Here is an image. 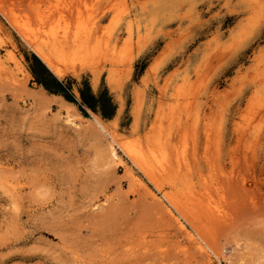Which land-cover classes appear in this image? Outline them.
Instances as JSON below:
<instances>
[{
	"label": "rangeland",
	"instance_id": "374dc122",
	"mask_svg": "<svg viewBox=\"0 0 264 264\" xmlns=\"http://www.w3.org/2000/svg\"><path fill=\"white\" fill-rule=\"evenodd\" d=\"M0 54V264H264V0H0Z\"/></svg>",
	"mask_w": 264,
	"mask_h": 264
},
{
	"label": "bare ground",
	"instance_id": "6f19581e",
	"mask_svg": "<svg viewBox=\"0 0 264 264\" xmlns=\"http://www.w3.org/2000/svg\"><path fill=\"white\" fill-rule=\"evenodd\" d=\"M5 6V5H4ZM2 7H3V5H2ZM2 9H4V8H2ZM5 10H6V8H5ZM25 38H26V41L28 42V44L30 45V46H34L35 44H36V39H34V37H31V36H25ZM24 38V39H25ZM74 44H76L75 42H68L66 39H62V40H54V41H52L51 42V44H50V46H48L47 48H43V47H33L34 49H35V52H36V54L42 59V61L44 62V63H46L47 65H48V67L54 72V74L56 75V76H58V77H62L63 75H64V71L58 66V64L56 63V61H55V59H54V56L55 55H59L60 57H66V55L68 54V53H71L72 51H74ZM80 50H83V51H81L80 52V54L79 55H81L80 57L81 58H83V59H85V60H87L88 58H90V57H92V55H93V52L91 51V50H89L88 48L87 49H85V48H83V49H80ZM74 53V52H73ZM9 56L10 57H13V53H11L10 52V54H9ZM2 64V62H1V54H0V65ZM96 120V123L99 125V127L101 128V129H103V130H105V127H104V125L102 124V122H100L98 119H95ZM67 121H69L71 124H74V120L72 121L71 120V118H70V116H68L67 117ZM68 122V123H69ZM74 125H76V124H74ZM77 126V125H76ZM112 139H113V141H116V139H118L117 137H115L114 135L111 137ZM163 140V139H162ZM162 140H160V138H158V139H155V141H152V144H151V146L149 147V149H145L142 145V143H138V144H136V143H134V144H129L128 145V147L126 148V151L129 153V155H131V157H132V159H133V161L135 162V163H137V166H140V168L143 170V171H145V172H147V175H149V176H147V177H150V175L151 174H153V175H156L157 176V174H154V173H156V172H154L155 171V169H154V164H160V163H162V159H164V160H166L167 161V165L169 166V164L168 163H172V162H170L171 161V159H172V157H171V153H172V150L173 149H175L174 147H171V145H170V143L169 144H166V143H163V142H161ZM169 140V139H168ZM170 141V140H169ZM111 149H110V152H111V158H113V160L114 161H116L117 159H118V155H117V153H116V149L114 148V146L111 144ZM176 147V146H175ZM177 149V148H176ZM177 151V150H176ZM197 151H195V153H196ZM194 153V154H195ZM130 157V156H129ZM178 159V158H177ZM182 160V159H181ZM173 161V160H172ZM187 161V160H186ZM184 163H186V162H184ZM173 164V163H172ZM183 164V163H182ZM187 164H188V162H187ZM163 165V164H162ZM189 165V164H188ZM174 166V165H173ZM172 165H170V167L171 168H169V171H174L175 169H172V167H173ZM179 166V165H178ZM160 167H161V165H160ZM156 168V167H155ZM140 169V170H141ZM154 169V170H153ZM157 169V168H156ZM159 169V168H158ZM164 169H165V167H164ZM167 169V168H166ZM170 169H172V170H170ZM163 170V169H162ZM177 170V169H176ZM164 172H166V170H164ZM177 172V171H176ZM142 173H144V172H142ZM162 173V172H161ZM167 173V172H166ZM170 173H174V172H170ZM170 173H167L168 175L170 174ZM160 174V173H159ZM179 174V173H178ZM177 174V175H178ZM181 174V173H180ZM131 175V174H130ZM153 175L151 176L152 178H149V179H151L152 181H154L153 179H154V177H153ZM171 175V174H170ZM131 177H133V176H131ZM163 177V176H162ZM169 177V176H168ZM171 178H172V175L170 176ZM223 177V176H222ZM221 177V178H222ZM135 178V176L133 177V179ZM159 178H161V177H158V180H159ZM224 178V177H223ZM222 178V179H223ZM136 181L138 180V179H135ZM150 180V181H151ZM162 180H164L163 178H162ZM225 181H226V179H225ZM225 181H223V182H225ZM217 182H218V180H217ZM221 182V181H220ZM159 183V182H158ZM161 183V182H160ZM228 183H230L229 181H228ZM218 184V183H217ZM156 185V184H155ZM221 185H224L223 183L221 184ZM158 186H160V185H158ZM158 189H160L159 187H157ZM144 189V188H143ZM142 189V190H143ZM221 189V188H220ZM224 189V188H223ZM145 190V189H144ZM160 191V190H159ZM139 193H141V192H139ZM149 194V193H148ZM185 195V194H184ZM149 196H151L150 198L154 201V202H158V199H157V197L155 196V195H153V194H150ZM170 196V195H169ZM164 198H168V195H165V197ZM170 198V197H169ZM168 198V199H169ZM172 199V198H171ZM151 200V201H152ZM170 200V199H169ZM171 202H173V201H171ZM160 203V202H159ZM162 203V202H161ZM175 203V202H174ZM173 203V204H174ZM163 205V204H162ZM189 205V204H188ZM187 205V206H188ZM179 207V206H178ZM160 208H161V206H160ZM185 208V207H184ZM182 210V209H181ZM180 210V211H181ZM161 211H163L164 213L165 212H167V207L166 206H163L162 207V210ZM178 211V210H177ZM183 211H184V209H183ZM184 214V213H183ZM213 215H215V214H213ZM212 218V217H211ZM215 218V217H214ZM200 235V234H199ZM203 238V237H202ZM204 242V241H203ZM206 242V241H205ZM209 245V244H208ZM208 247V246H207ZM211 248V247H210ZM199 249H202V247L200 246V248ZM203 250V249H202ZM215 249H213V251H214ZM205 251V250H204ZM203 251V252H204ZM212 250H211V252L212 253H215V252H217V251H215V252H213ZM207 254H208V252H206ZM156 254H158V253H156ZM165 254V253H164ZM219 254V253H218ZM215 256H216V254H215ZM165 257H167L166 255H165ZM181 257V256H180ZM193 257V256H192ZM140 258V257H139ZM163 258V257H162ZM170 258V257H169ZM175 258V257H174ZM173 258V259H174ZM177 258V257H176ZM186 258V257H185ZM189 257H187V259H188ZM168 259V258H167ZM178 259V258H177ZM139 260H141V259H139ZM186 260V259H185ZM147 261V260H146ZM161 261H162V259H161ZM166 261V260H165ZM169 261H170V259H169ZM171 262V261H170ZM188 263H189V259H188ZM140 264V263H139Z\"/></svg>",
	"mask_w": 264,
	"mask_h": 264
},
{
	"label": "trees",
	"instance_id": "16d2710c",
	"mask_svg": "<svg viewBox=\"0 0 264 264\" xmlns=\"http://www.w3.org/2000/svg\"><path fill=\"white\" fill-rule=\"evenodd\" d=\"M43 84L49 91H53L55 93H59L60 89L62 88V85L60 83H58V86L60 87V89H59V87L57 85L54 86L51 83H43ZM81 96H82V101L86 105H88L90 108L96 110L97 109V105L101 102L103 104L102 105L103 114L105 116L112 115V113L110 111H108V109L105 107L102 98H100L98 100L94 95L86 96L84 93H82Z\"/></svg>",
	"mask_w": 264,
	"mask_h": 264
}]
</instances>
